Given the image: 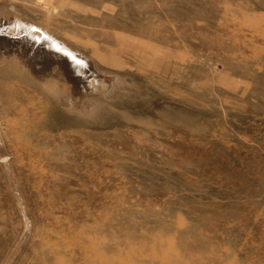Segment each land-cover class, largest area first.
I'll return each mask as SVG.
<instances>
[{
    "label": "rangeland",
    "instance_id": "obj_1",
    "mask_svg": "<svg viewBox=\"0 0 264 264\" xmlns=\"http://www.w3.org/2000/svg\"><path fill=\"white\" fill-rule=\"evenodd\" d=\"M0 42V264H264V0H0Z\"/></svg>",
    "mask_w": 264,
    "mask_h": 264
},
{
    "label": "bare ground",
    "instance_id": "obj_2",
    "mask_svg": "<svg viewBox=\"0 0 264 264\" xmlns=\"http://www.w3.org/2000/svg\"><path fill=\"white\" fill-rule=\"evenodd\" d=\"M24 22V21H23ZM22 23V22H21ZM26 23V22H25ZM25 23H23V25H22V28H23V30H20V34H18V35H20L21 36V32H26V34H27V37L29 36V37H31L32 39H33V41L35 42L36 41V43L37 42H39V41H42V47H38V45H37V47L39 48H37L38 49V51H39V53L38 54H35V57L38 59L37 61L35 60V58L33 59L34 60V63H30L29 64V66L33 69V66H32V64H36V63H38V65L40 64V62H43V64H45L46 62H44V61H48L49 59H50V57H51V54L53 53V52H55V51H53V48H57V47H60L61 45V43L59 44V42L56 40V39H54L53 37H51L50 35H48L47 33H43V36H40V35H38V34H36L35 32H33V28L32 27H27V25L25 24ZM14 27H15V25H14ZM18 27H20L19 25H18ZM18 27H17V29H18ZM7 29V28H6ZM5 30V29H4ZM8 31V30H7ZM13 31H15V30H13ZM19 31V30H18ZM17 31V32H18ZM40 31V30H39ZM16 33V32H15ZM13 35H14V33H12ZM23 37V36H22ZM28 37V38H29ZM44 37V38H43ZM21 38V37H20ZM37 39V40H36ZM12 40H13V38H12ZM1 41H4L3 43H6L5 42V40H3V39H1ZM14 41H15V39H14ZM20 41V40H19ZM17 42H18V40H17ZM21 42H23V41H21ZM29 42H31L30 41V38H29ZM29 42H26V44L28 45V47L26 46L25 48H26V51L24 50L25 48H23L22 49V51H20V53H21V55L22 56H20V58H22L23 59V57H25V56H28L27 55V52H29V50H31V48L29 47ZM24 43H25V41H24ZM20 44H22V43H20ZM25 44V45H26ZM1 42H0V48L2 49V47H1ZM24 44H23V46H25ZM31 45V44H30ZM64 45V44H63ZM5 48V47H4ZM19 48V47H18ZM27 48H29V50L27 51ZM65 48H66V46H65ZM65 48H62L61 47V49H62V52H66L67 54H65V56L63 57L62 56V58H63V61H64V63L62 64V65H64L65 66V69H67V72H68V74H67V76L68 77H72L74 80L76 79V75L75 74H80V75H87L88 74V71H90L88 68H86L87 66H85V64L87 63V60L84 58V57H82V56H79L78 54H75V53H72L71 51H69V50H67V48L65 49ZM36 49V48H35ZM63 49H64V51H63ZM3 50V49H2ZM9 50V49H8ZM7 50V51H8ZM16 50V49H15ZM56 50V49H55ZM60 50V49H59ZM4 51V50H3ZM6 51V50H5ZM4 51V52H5ZM33 51V50H32ZM35 51V50H34ZM0 52H2V51H0ZM31 52V51H30ZM59 52V51H58ZM9 53H11L10 51L9 52H7V54L9 55ZM32 53V52H31ZM30 53V54H31ZM37 53V52H36ZM57 53V52H56ZM60 53V52H59ZM63 53V54H64ZM1 54V53H0ZM5 54V53H4ZM34 54V53H33ZM54 54V53H53ZM61 54V53H60ZM60 54H58V59H59V56H61ZM62 54V55H63ZM6 56V55H5ZM57 56V55H56ZM30 57V56H29ZM52 58V57H51ZM54 58V57H53ZM27 58H25V60H26ZM29 59V58H28ZM51 60V59H50ZM28 61H32L31 59H29ZM36 61V62H35ZM54 63H55V61H54ZM42 64V65H43ZM48 64V63H47ZM38 65H36V66H38ZM39 67V66H38ZM37 67V68H38ZM59 67V66H58ZM40 68V67H39ZM37 69V70H39V71H41L40 69ZM42 68V67H41ZM49 68H51V67H49ZM61 68H62V66H61ZM34 70V69H33ZM32 70V71H33ZM49 70V69H48ZM34 71H36V70H34ZM42 72V71H41ZM44 72V71H43ZM60 73V72H59ZM74 73V74H73ZM42 74H44V73H42ZM64 74V73H63ZM90 74H91V72H89V76H90ZM39 75H40V73H39ZM38 75V76H39ZM53 75V74H52ZM55 75V74H54ZM57 75V74H56ZM93 75V74H92ZM37 76V77H38ZM46 76V75H45ZM88 76V77H89ZM36 77V78H37ZM42 77V76H41ZM48 77V76H47ZM78 78H79V75L77 76ZM94 77V76H93ZM39 78V77H38ZM43 78H45V77H43ZM43 78H41V79H43ZM87 78V77H86ZM97 78H99V76H97ZM41 79H39V80H41ZM88 81V80H87ZM98 81V80H97ZM43 82V81H42ZM46 82V81H45ZM71 84H72V82H71ZM76 86V85H75ZM84 86V85H83ZM78 87V86H77ZM80 87V86H79ZM79 87H78V89H79ZM82 87V86H81ZM83 88V87H82ZM76 89V88H75ZM74 89V90H75ZM78 89H76V90H78ZM81 91V90H80ZM84 91H86V90H84ZM86 93V92H85ZM83 98H85V97H83Z\"/></svg>",
    "mask_w": 264,
    "mask_h": 264
}]
</instances>
